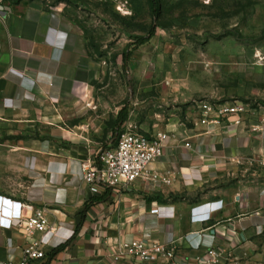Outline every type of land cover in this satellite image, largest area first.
Wrapping results in <instances>:
<instances>
[{"label":"crops","instance_id":"0c3cea01","mask_svg":"<svg viewBox=\"0 0 264 264\" xmlns=\"http://www.w3.org/2000/svg\"><path fill=\"white\" fill-rule=\"evenodd\" d=\"M99 79L83 36L60 15L0 0V264H19L29 243L45 239L17 227L37 210L57 233L32 264H166L130 256L124 245L135 241L171 243L193 258L217 248L221 264H264V184L239 179L250 160L264 166V136L250 129L264 110L240 126L174 119L145 132L165 137L149 167L157 179L113 188L86 182L82 171L116 119L97 99ZM236 175V191H213ZM209 186L206 215L194 208L191 221L196 204L182 198Z\"/></svg>","mask_w":264,"mask_h":264},{"label":"rangeland","instance_id":"374dc122","mask_svg":"<svg viewBox=\"0 0 264 264\" xmlns=\"http://www.w3.org/2000/svg\"><path fill=\"white\" fill-rule=\"evenodd\" d=\"M10 1L56 13L83 36L88 55L100 64L97 99L116 112L105 147L118 143L123 109L128 125L144 133L174 119L191 125L205 102L264 110V0H155L157 10L152 0ZM143 38L149 41L141 46ZM245 166L239 179L264 184L262 164ZM235 177L218 181L213 191L233 185L236 191ZM211 188L182 198L196 204L191 221L194 208L206 215L200 200Z\"/></svg>","mask_w":264,"mask_h":264},{"label":"built area","instance_id":"2783aa9c","mask_svg":"<svg viewBox=\"0 0 264 264\" xmlns=\"http://www.w3.org/2000/svg\"><path fill=\"white\" fill-rule=\"evenodd\" d=\"M256 110L249 109L241 102L212 104L205 102L200 107V121L203 124L228 122L230 126H240L254 120ZM254 133L264 136V118L250 124ZM115 147L99 150L95 160L82 165L86 182H98L113 188L127 187L138 181L155 182L149 167L164 154V135L149 136L131 125L125 124ZM112 146V145H111ZM188 147L190 145H187ZM19 229L28 235L41 233L45 239L29 243L23 251L19 264H32L46 256L45 246L57 233V228L47 222L44 210H37L30 216L22 215L17 223ZM124 250L130 256L145 263L163 261L166 264H221L222 254L217 248H208L196 258L182 255L173 244L146 243L135 241L125 244Z\"/></svg>","mask_w":264,"mask_h":264},{"label":"trees","instance_id":"16d2710c","mask_svg":"<svg viewBox=\"0 0 264 264\" xmlns=\"http://www.w3.org/2000/svg\"><path fill=\"white\" fill-rule=\"evenodd\" d=\"M152 4H153V8L155 10H157V5L155 4V0H152ZM149 40L146 38L141 39L140 44L139 45H144L148 42ZM125 58L127 59L128 56V51L126 50V52L124 53ZM129 119V113L127 109H123L118 116L117 119V128L115 130V135L120 134L122 127L128 122ZM99 200L98 199H93L91 201H89L86 205V210H88L92 205L98 203Z\"/></svg>","mask_w":264,"mask_h":264},{"label":"water","instance_id":"95a60500","mask_svg":"<svg viewBox=\"0 0 264 264\" xmlns=\"http://www.w3.org/2000/svg\"><path fill=\"white\" fill-rule=\"evenodd\" d=\"M117 136H118V134H117Z\"/></svg>","mask_w":264,"mask_h":264}]
</instances>
